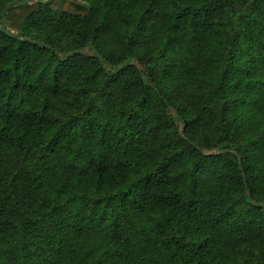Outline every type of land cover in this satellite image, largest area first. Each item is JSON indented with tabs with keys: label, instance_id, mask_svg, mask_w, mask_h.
I'll use <instances>...</instances> for the list:
<instances>
[{
	"label": "trees",
	"instance_id": "obj_1",
	"mask_svg": "<svg viewBox=\"0 0 264 264\" xmlns=\"http://www.w3.org/2000/svg\"><path fill=\"white\" fill-rule=\"evenodd\" d=\"M21 1L0 264H264V0Z\"/></svg>",
	"mask_w": 264,
	"mask_h": 264
},
{
	"label": "rangeland",
	"instance_id": "obj_2",
	"mask_svg": "<svg viewBox=\"0 0 264 264\" xmlns=\"http://www.w3.org/2000/svg\"><path fill=\"white\" fill-rule=\"evenodd\" d=\"M52 6L56 9H65L72 12H80L81 9L78 7V5L74 2V0H53ZM15 16L11 22H8V26L15 30L14 32H17L19 29L22 17L26 15V13H23L22 11H15ZM1 23V22H0ZM12 23V27H11Z\"/></svg>",
	"mask_w": 264,
	"mask_h": 264
},
{
	"label": "water",
	"instance_id": "obj_3",
	"mask_svg": "<svg viewBox=\"0 0 264 264\" xmlns=\"http://www.w3.org/2000/svg\"><path fill=\"white\" fill-rule=\"evenodd\" d=\"M30 2H31L30 0H27V1H21V2H19V3H12V4H10V5L6 8V10L4 11L3 16L7 13V11L9 10V8H11V7H13V6H16V5H19V6L26 5V4L30 3ZM75 53H84V51H76Z\"/></svg>",
	"mask_w": 264,
	"mask_h": 264
}]
</instances>
